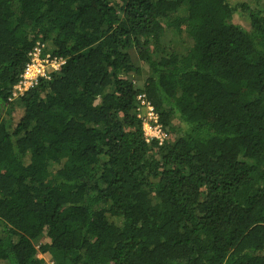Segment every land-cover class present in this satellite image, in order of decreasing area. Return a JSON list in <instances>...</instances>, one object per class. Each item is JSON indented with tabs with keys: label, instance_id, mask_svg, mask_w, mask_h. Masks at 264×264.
<instances>
[{
	"label": "trees",
	"instance_id": "obj_1",
	"mask_svg": "<svg viewBox=\"0 0 264 264\" xmlns=\"http://www.w3.org/2000/svg\"><path fill=\"white\" fill-rule=\"evenodd\" d=\"M39 253L264 264V0H0V264Z\"/></svg>",
	"mask_w": 264,
	"mask_h": 264
},
{
	"label": "built area",
	"instance_id": "obj_2",
	"mask_svg": "<svg viewBox=\"0 0 264 264\" xmlns=\"http://www.w3.org/2000/svg\"><path fill=\"white\" fill-rule=\"evenodd\" d=\"M64 63L63 58L53 57L47 53L44 44L38 43L29 53V60L21 74L20 80L14 86L13 95L18 96L25 93L30 88L37 86L41 80H49L51 73ZM140 109L146 110L145 113L141 112L140 115L144 121L146 141L158 139L159 144L162 145L166 141V132L159 122L154 108L150 105H145V107L141 106Z\"/></svg>",
	"mask_w": 264,
	"mask_h": 264
},
{
	"label": "rangeland",
	"instance_id": "obj_3",
	"mask_svg": "<svg viewBox=\"0 0 264 264\" xmlns=\"http://www.w3.org/2000/svg\"><path fill=\"white\" fill-rule=\"evenodd\" d=\"M247 24V23H246ZM136 55V54H135ZM134 59H136L138 62L140 61L137 56H133ZM142 62V61H141ZM141 62H139L141 64ZM38 257L40 259H44V262L42 264H44L46 262V264H54L55 260L51 257L50 254H41L39 253Z\"/></svg>",
	"mask_w": 264,
	"mask_h": 264
},
{
	"label": "clouds",
	"instance_id": "obj_4",
	"mask_svg": "<svg viewBox=\"0 0 264 264\" xmlns=\"http://www.w3.org/2000/svg\"><path fill=\"white\" fill-rule=\"evenodd\" d=\"M140 109V108H139ZM141 111L138 113V117L139 118H142V116H140L141 115V112H143V113H145L146 112V110L145 109H140ZM159 118V117H158ZM160 122V121H159ZM142 124H143V130H144V121H142ZM163 126V125H162ZM164 128V127H163ZM165 143V142H164Z\"/></svg>",
	"mask_w": 264,
	"mask_h": 264
}]
</instances>
